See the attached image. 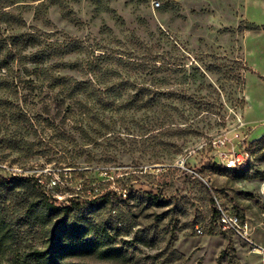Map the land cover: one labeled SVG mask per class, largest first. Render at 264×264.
<instances>
[{
	"label": "rangeland",
	"instance_id": "obj_1",
	"mask_svg": "<svg viewBox=\"0 0 264 264\" xmlns=\"http://www.w3.org/2000/svg\"><path fill=\"white\" fill-rule=\"evenodd\" d=\"M263 135L264 0H0V176L64 204L110 193L95 219L133 262L264 264Z\"/></svg>",
	"mask_w": 264,
	"mask_h": 264
},
{
	"label": "trees",
	"instance_id": "obj_2",
	"mask_svg": "<svg viewBox=\"0 0 264 264\" xmlns=\"http://www.w3.org/2000/svg\"><path fill=\"white\" fill-rule=\"evenodd\" d=\"M39 43L37 37L28 34L25 49H31L33 61L42 62L47 58L45 52L32 53ZM253 143L264 145V135ZM247 170L244 168L243 178L248 177ZM41 185L20 176H0V264L3 260L5 264H90L82 262L85 257L106 258L113 264H139L114 243L106 223L95 219L110 193L64 204L48 197ZM26 192L30 193L26 194L27 199ZM14 200L20 206L10 212L8 205ZM211 203L214 221L219 210ZM32 232L41 233V246L26 242V236Z\"/></svg>",
	"mask_w": 264,
	"mask_h": 264
},
{
	"label": "built area",
	"instance_id": "obj_3",
	"mask_svg": "<svg viewBox=\"0 0 264 264\" xmlns=\"http://www.w3.org/2000/svg\"><path fill=\"white\" fill-rule=\"evenodd\" d=\"M249 161L246 154H237L232 156L231 159L227 160V168H235L241 164L245 165ZM215 226L219 228L222 232H226L239 238L248 244L249 250L253 254H262L263 251L258 249L256 245L250 242L246 234L247 224L241 217L236 214L231 215L222 210H219V216L214 220ZM197 232L201 234V228H196Z\"/></svg>",
	"mask_w": 264,
	"mask_h": 264
},
{
	"label": "crops",
	"instance_id": "obj_4",
	"mask_svg": "<svg viewBox=\"0 0 264 264\" xmlns=\"http://www.w3.org/2000/svg\"><path fill=\"white\" fill-rule=\"evenodd\" d=\"M260 135V134H259ZM258 137H260V136H258ZM254 139H258L257 137L256 138H254Z\"/></svg>",
	"mask_w": 264,
	"mask_h": 264
}]
</instances>
